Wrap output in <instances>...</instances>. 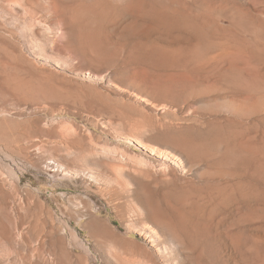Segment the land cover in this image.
I'll return each instance as SVG.
<instances>
[{"label":"rangeland","instance_id":"rangeland-1","mask_svg":"<svg viewBox=\"0 0 264 264\" xmlns=\"http://www.w3.org/2000/svg\"><path fill=\"white\" fill-rule=\"evenodd\" d=\"M31 1L0 0V264H264V0Z\"/></svg>","mask_w":264,"mask_h":264},{"label":"bare ground","instance_id":"bare-ground-1","mask_svg":"<svg viewBox=\"0 0 264 264\" xmlns=\"http://www.w3.org/2000/svg\"><path fill=\"white\" fill-rule=\"evenodd\" d=\"M31 1V0H30ZM39 1V0H38ZM45 1V0H44ZM49 1H56V0H49ZM7 2V1H6ZM10 2V1H9ZM32 2V1H31ZM35 2H37V0H35ZM2 3V2H1ZM33 12V11H32ZM38 13V12H37ZM86 13V10H84V9H76V10H74V12H71V14H70V16L71 17H73V18H81L82 16H84V14ZM3 66H4V64H3ZM3 71V70H2ZM11 87V86H10ZM1 90V89H0ZM4 114V113H3ZM133 141H134V143L135 144H137L138 146H142V142H141V140L140 139H133ZM36 147V146H35ZM146 212H147V210H146ZM150 213L149 214H151V215H153L154 217H156V213L154 212V211H152L151 209H150V211H149ZM150 216V215H149ZM10 232H11V235L12 236H16V237H19V236H17L18 234L16 233L17 231H16V227L15 228H12V229H10Z\"/></svg>","mask_w":264,"mask_h":264}]
</instances>
